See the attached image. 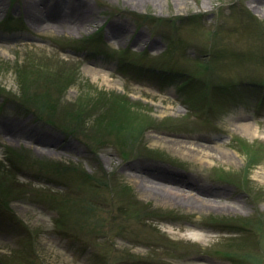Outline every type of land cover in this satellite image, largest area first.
Here are the masks:
<instances>
[{
  "label": "rangeland",
  "instance_id": "rangeland-1",
  "mask_svg": "<svg viewBox=\"0 0 264 264\" xmlns=\"http://www.w3.org/2000/svg\"><path fill=\"white\" fill-rule=\"evenodd\" d=\"M65 2L43 34L23 0L0 8V264H264V0ZM125 48L129 62L117 64ZM26 101L56 123L34 119ZM4 121L59 145L41 154L10 142ZM165 139L213 146L216 157L197 162ZM132 163L244 209L162 203L131 180Z\"/></svg>",
  "mask_w": 264,
  "mask_h": 264
},
{
  "label": "bare ground",
  "instance_id": "bare-ground-1",
  "mask_svg": "<svg viewBox=\"0 0 264 264\" xmlns=\"http://www.w3.org/2000/svg\"><path fill=\"white\" fill-rule=\"evenodd\" d=\"M23 1L24 11H26L28 18L32 20L30 21V23L36 31L40 32V34H43L44 31L53 28L55 20L57 18H60L58 17L60 15L54 10V8L50 7L48 9L46 7L45 0ZM52 1L55 5V8L57 6L67 8L68 6L67 2H65L66 0ZM1 6L2 0H0V8ZM76 6L78 9L86 7L85 3L82 2L77 3ZM65 14L69 15L70 13ZM2 49L3 47L2 45H0V51ZM97 74L92 77L94 80L97 79ZM101 78L104 83H108L106 73H102ZM235 126L237 127V129L242 130L244 132L249 131L252 136L255 134V131L252 130V128L248 124L240 123L235 124ZM1 127V133L4 136L8 137V141L14 142L16 139H24L29 143L33 144L38 150V152H40L41 154L48 153L47 151H45L46 148H56L59 145V139L55 137L50 138L48 136H45V134L39 135L35 131L31 129L29 130L19 123L16 124L14 122L4 121L1 123ZM161 142L167 144L176 153L182 156H190L194 158L197 162L211 164L210 158L216 157V149L213 148V146L204 145V143H196L190 141L186 142L171 139H165ZM66 150L76 152L78 148L75 145L68 144L64 146V151ZM224 157H226V155ZM124 169L128 172H132L131 180H133L137 186H140L142 190L141 192H143V194H146L148 196L153 195L157 198L156 200H159L160 202L165 204H188L192 201V204H195L193 206V208L195 209L207 208L215 210L217 209L225 211H236L238 209H244V206L240 205L246 203L241 200L239 201V199H232L231 201L232 203H234V205L222 204L219 200H222L224 196H226L225 200L230 199L228 194L221 192L218 189H214L210 186L202 187L199 183L195 182L194 180H189V178H186L183 175L173 174L171 172L163 171L156 167L132 163L127 167L125 166ZM187 192H190V194H187ZM189 235L190 238L196 241L201 238V234H199L197 231L190 233Z\"/></svg>",
  "mask_w": 264,
  "mask_h": 264
},
{
  "label": "trees",
  "instance_id": "trees-1",
  "mask_svg": "<svg viewBox=\"0 0 264 264\" xmlns=\"http://www.w3.org/2000/svg\"><path fill=\"white\" fill-rule=\"evenodd\" d=\"M42 104V107H44L43 106V103H41ZM41 109H42V107L41 106H39ZM47 108H49V109H54V105L51 103L50 104V106H47ZM138 116H140V115H138ZM72 118H76V119H78L79 120V118H81V116L80 115H75L74 117H72ZM129 120V119H128Z\"/></svg>",
  "mask_w": 264,
  "mask_h": 264
}]
</instances>
